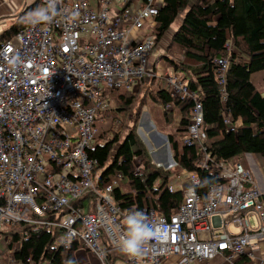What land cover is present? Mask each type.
<instances>
[{
	"label": "built area",
	"instance_id": "1",
	"mask_svg": "<svg viewBox=\"0 0 264 264\" xmlns=\"http://www.w3.org/2000/svg\"><path fill=\"white\" fill-rule=\"evenodd\" d=\"M96 1L94 7L91 0H60L50 23H22L13 36L0 40V234L15 223L59 227L64 235L56 244L67 249L77 241L98 264H106L101 240L105 236L119 249L129 212L111 196L121 175L98 190L92 178L97 162L87 151L96 118L111 109L110 92L134 91L144 76L158 75L150 62L154 39L146 24L154 23L163 0ZM39 3L34 10L45 0ZM214 63L223 82L228 59ZM168 78L171 94L189 101L192 109L184 143L202 145L200 99L182 80ZM208 160L206 154L199 167L206 168ZM171 163L176 165L174 159ZM171 163L156 164L167 169ZM219 167L226 182L211 185L205 196L196 189L197 172L179 171V181L168 190L180 189L183 197L170 216L139 210L166 236L149 241L143 257L127 256L129 264H171L174 255L179 257L174 264H210L217 258L238 264L251 254L264 238V189L240 162ZM85 194L94 195L92 208L88 199L76 203ZM229 224L239 232H230ZM4 240L7 244L9 236ZM7 264L16 262L12 258Z\"/></svg>",
	"mask_w": 264,
	"mask_h": 264
},
{
	"label": "trees",
	"instance_id": "2",
	"mask_svg": "<svg viewBox=\"0 0 264 264\" xmlns=\"http://www.w3.org/2000/svg\"><path fill=\"white\" fill-rule=\"evenodd\" d=\"M25 14L23 11L8 29L0 33L1 41L9 39L22 27ZM180 14V24L173 31L167 48L168 52L180 53L182 59L175 60L170 53L160 55L158 59H163L171 71L182 73V81L197 94L203 110L201 128L206 138L202 145L184 143L191 119L189 101L179 95L173 96L165 89H148L145 86L147 79L150 84L155 76H144L134 91H111L112 106L108 116L123 117L135 102L137 111L126 134L120 137L117 124H111L106 135L103 132L98 135L103 136L105 142L94 143L87 152L97 162L92 178L98 190H104L116 174L121 175L111 196L123 211L151 209L158 215L170 216L178 209L183 197L180 189L168 190L177 179L175 172H197L200 182L196 189L205 196L211 185L226 182L221 175L220 162L244 164L246 154H255L264 164V94L251 81L253 73L264 70V0H163L152 18L154 23L146 24L147 35L154 39L152 49ZM227 43L230 48L226 47ZM221 57L228 59L223 82L217 79L214 63ZM156 64L153 61V69ZM262 82L264 85V77ZM141 88L143 92L139 97ZM147 95L162 104L166 114L172 113L167 105L170 110L178 107L177 124L168 136L176 163L172 168L157 166L135 132ZM226 117L230 119L229 124ZM206 154L209 155L207 167L201 169L198 162ZM137 156L142 158L139 172L133 165ZM85 199L92 208L93 194H85L76 203L81 205ZM1 234L9 236V247L18 245L12 254L16 264H69V261L77 264V252L85 251L79 248L77 241H72L67 249L56 244V240L64 235L59 227L47 229L35 224L15 223ZM101 242L107 247L106 264H116L117 261L129 264L128 257L112 247L105 236ZM247 261L248 258L242 256L237 263L247 264Z\"/></svg>",
	"mask_w": 264,
	"mask_h": 264
},
{
	"label": "rangeland",
	"instance_id": "3",
	"mask_svg": "<svg viewBox=\"0 0 264 264\" xmlns=\"http://www.w3.org/2000/svg\"><path fill=\"white\" fill-rule=\"evenodd\" d=\"M91 4L95 7L97 5V1L91 0ZM178 18L179 19L182 18V14H180ZM8 24L11 26L10 23H8ZM171 28H172V26H171ZM169 41H170L169 39L160 40V42H159L160 48L159 49L163 53L162 55H168L170 53V56L172 55L173 59L181 60L182 56L180 55V53L177 54L173 50H170L168 52V48L166 45L168 44ZM150 54L152 57H157L155 60H156V63H158L160 60V59H158L159 50L154 47L151 50ZM159 66L160 67L157 66L156 69H153V71L154 72L157 71V74H158L157 76H155V80H153V82L148 84L150 82L149 78H148L147 82L145 83V86H147V88L151 89V90H156L157 88H161V89H165V90L169 91V93H171L170 84H168L167 78L173 77V78L182 80L183 74L182 73H180V74L175 73L174 71H171V69L166 68L167 66H166L165 61L163 59H161ZM149 77H151V76H149ZM263 77H264V70L255 72L251 75V81L254 83V85L257 87V89L261 90L262 92L264 90V85L262 82ZM142 88L140 89L141 93L138 94L139 97L142 96V92H143ZM121 91H123V90L118 89L117 92H121ZM143 105L144 106H142V108H141L142 110L140 109V112L138 115V120L136 123L135 132H136L139 140L142 142V145L144 146V148L148 152L150 159L153 160V158L155 156L154 153H156V152L158 153L159 151H160L159 153H161L164 150H163V147H161L160 145H157V144L153 143L152 141L151 142L148 141V140H150V138L148 135L149 131L145 129V128H147L145 123H144L145 120L147 119L146 123L149 122L150 125H152L153 127L156 126L159 130L166 131V132H173L174 126L177 124V121H178L179 110H178L177 106H175L172 110H170L171 109L170 107H167V109H169V111H172V113L169 112V114H166L165 113L166 108L162 104H159L155 101H152V99L150 98L149 95L146 96ZM135 111H137L136 102L132 105V107L128 111V113L124 114V116L121 118H120V116L116 115L115 109L113 111V113L115 112V115H116V116H114V118H112L111 116H108L105 113L99 114L95 120V127H96L95 137L96 138H94V141L92 142V144H94V143H100L101 144V143L105 142L106 139L103 136L99 137L98 135H100V133H102V132L104 135H106L108 133L107 130L110 128L111 124H114V125L117 124V131L119 132L120 137H122L124 134H126V132L130 128L131 120H132L133 116L135 115ZM117 113H119V112L117 111ZM142 113H145L147 115V118H143ZM119 115H120V113H119ZM120 121H121V123H120ZM144 133H146V134H144ZM156 147H158V149H156ZM168 147H170V145H168L167 148ZM170 149H171V147H170ZM258 157L260 158V160L262 159L260 156H258ZM154 162L157 163L158 160H156ZM166 163L167 162L165 161V164ZM167 164H169V163H167ZM133 165H134L136 171L139 172L141 170L142 158L137 156L133 160ZM171 165H174V164L171 163ZM175 173L178 174L179 172H175ZM178 181H179V179H176L175 181H173V184L175 185ZM252 221L254 223V218H252ZM230 225L231 226H230L229 230L231 232L236 233L239 231L238 227L234 226L233 224H230ZM5 237H6V235L0 234V264H7L8 262H10L12 260V253L15 249L14 245L9 247L6 244V240H4ZM178 259H179V257L174 255L171 257L170 261L172 264H174V263H176V261Z\"/></svg>",
	"mask_w": 264,
	"mask_h": 264
},
{
	"label": "crops",
	"instance_id": "4",
	"mask_svg": "<svg viewBox=\"0 0 264 264\" xmlns=\"http://www.w3.org/2000/svg\"><path fill=\"white\" fill-rule=\"evenodd\" d=\"M39 5H40L39 0H0V33L8 29L10 27L8 23L12 25L23 11H28V13H30ZM177 20L172 23L171 25L172 28L170 27L171 29L169 28V30H167V32L162 36L161 40L171 39V35L173 31L179 26L181 18L178 21ZM155 48L159 50V56L163 54L159 49L160 48L159 43ZM151 58L152 59L150 62L153 63V61L154 62L156 61L155 59L157 57L151 56ZM160 61L157 63L158 67H160L159 66ZM263 94H264V90H263ZM142 116L143 118H147V115L145 113H142ZM146 121L147 119L144 122L147 127L145 129L149 131L148 135L150 138V140L148 141L150 142L152 141L153 143L160 145L161 147H163L164 150L161 153H159L160 151L158 153L157 152L154 153L155 159L153 158V160L154 161L158 160V162H162L164 163V165H168L167 163L170 164L174 158H173L172 150L170 149V147L167 148V146L169 145L168 136L172 134V132L159 130L156 126L153 127L152 125H150L149 122L146 123ZM156 149H158V147H156ZM258 156L259 155H255V154H246L244 165L251 169L256 183L262 189H264V164H263V160L262 159L260 160ZM165 161L167 162L166 164ZM230 226H231L230 224L227 226L228 230L230 229ZM254 246L255 248L254 250L252 249L250 255L248 253L244 255L248 258L247 264H264V238L262 240H259V242H257L256 245ZM77 253H78L77 264H98L95 257L88 254L87 252L79 251ZM116 264H124V262L117 261ZM210 264H222V259L221 258L213 259L211 260Z\"/></svg>",
	"mask_w": 264,
	"mask_h": 264
},
{
	"label": "clouds",
	"instance_id": "5",
	"mask_svg": "<svg viewBox=\"0 0 264 264\" xmlns=\"http://www.w3.org/2000/svg\"><path fill=\"white\" fill-rule=\"evenodd\" d=\"M59 3L60 0H45L44 7L28 13L21 22L30 26L50 23L56 15ZM125 225L126 231L120 236L118 247L123 255L133 259L145 255L147 251L145 246L149 241H163L166 236V230L158 224H153L141 211H130L125 217ZM69 264H74V261H69Z\"/></svg>",
	"mask_w": 264,
	"mask_h": 264
}]
</instances>
